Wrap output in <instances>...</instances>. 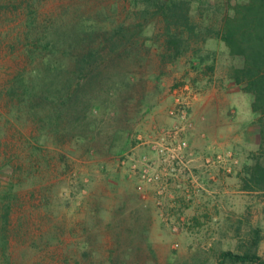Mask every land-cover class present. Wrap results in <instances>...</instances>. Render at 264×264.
I'll list each match as a JSON object with an SVG mask.
<instances>
[{
    "label": "rangeland",
    "instance_id": "1",
    "mask_svg": "<svg viewBox=\"0 0 264 264\" xmlns=\"http://www.w3.org/2000/svg\"><path fill=\"white\" fill-rule=\"evenodd\" d=\"M203 1L191 11L200 36L174 58L162 19H144L130 0H0V238L10 264H217L223 251L253 248L264 259V190L244 188L257 116L241 93L217 91L241 60L201 40L227 4L245 0ZM46 32L74 54L101 49L92 77L67 83L74 59L34 50ZM19 74L29 83H15ZM3 253L0 241V264Z\"/></svg>",
    "mask_w": 264,
    "mask_h": 264
},
{
    "label": "trees",
    "instance_id": "2",
    "mask_svg": "<svg viewBox=\"0 0 264 264\" xmlns=\"http://www.w3.org/2000/svg\"><path fill=\"white\" fill-rule=\"evenodd\" d=\"M130 1L134 6L141 7L140 14L144 19L155 17L162 19L166 33V49L170 52V56L180 58L185 55L190 50L191 39L200 36L197 33V25L191 19V11L195 3L199 9V6L204 2L203 0ZM30 13L32 14L33 11L31 10ZM32 15H29L28 20H26V26L29 29L34 27ZM183 32L188 33V36H185ZM52 33L55 36V33ZM82 34L85 33L82 32ZM202 34L204 35L201 38L202 41L217 39L225 46L229 56L241 60V66L233 68L229 76L233 83L241 86L240 90L242 92L253 97L250 109L257 116L256 123L260 139L258 150L253 155V164L245 167L244 188L264 190V0H245L236 2L233 5L227 4L226 8L222 10L220 26L215 29L208 27ZM123 35V28L120 27L116 37L110 41L114 50L121 45ZM53 36L51 37L46 32L36 38L34 50L42 48L45 51L52 52L63 49V56L74 59L76 65V70L73 73L74 77L69 78L67 83H82L91 78L95 65L100 59L101 49L89 48L87 51L74 54L76 47L73 42L65 45L64 41L55 39ZM79 38L83 40V38ZM33 52L32 50L29 51L32 60H34ZM202 61V58L199 59V63H202ZM44 64L48 72L57 70L48 61ZM61 67L64 68V66ZM40 71L38 70L37 73H41ZM76 77H78V80L75 79ZM14 82L24 83L25 85L29 83L20 74ZM50 83H55V81L51 79ZM69 91L70 87L63 95V105L65 101H69L74 95L70 94ZM49 101H52V99ZM6 198L7 195H4L3 199ZM4 217L6 220V214ZM0 241L5 264H10L9 258L6 257L7 238L4 234L1 235ZM256 243L257 241H254L253 245ZM217 264H264V259L258 255L254 248L241 254L223 251L218 256Z\"/></svg>",
    "mask_w": 264,
    "mask_h": 264
},
{
    "label": "crops",
    "instance_id": "3",
    "mask_svg": "<svg viewBox=\"0 0 264 264\" xmlns=\"http://www.w3.org/2000/svg\"><path fill=\"white\" fill-rule=\"evenodd\" d=\"M241 66V65H240ZM239 66V67H240ZM232 69L233 68H230L229 69V72H228V74L225 76L226 77V81L227 82H232V83H217V91H221V93L225 90V91H227V92H229V93H234V95L235 94H242V95H244L247 99H249L250 100V104H251V102H252V100H253V97H252V95H250V94H247V93H244V92H242L240 89H241V86L240 85H236L235 83H233V81L230 79V73H231V71H232ZM227 87H229V88H231V89H225V88H227ZM238 90H240V92H237ZM253 114V113H252Z\"/></svg>",
    "mask_w": 264,
    "mask_h": 264
}]
</instances>
